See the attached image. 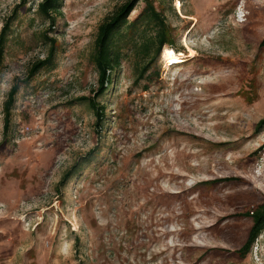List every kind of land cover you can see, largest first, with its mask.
Wrapping results in <instances>:
<instances>
[{"label":"rangeland","instance_id":"rangeland-1","mask_svg":"<svg viewBox=\"0 0 264 264\" xmlns=\"http://www.w3.org/2000/svg\"><path fill=\"white\" fill-rule=\"evenodd\" d=\"M40 1L0 0V264H264V230L238 254L264 202V0H156L186 56L138 79L128 50L100 126L81 97L99 87L98 27L127 0H61L54 26ZM46 36L55 56L23 82Z\"/></svg>","mask_w":264,"mask_h":264},{"label":"trees","instance_id":"trees-1","mask_svg":"<svg viewBox=\"0 0 264 264\" xmlns=\"http://www.w3.org/2000/svg\"><path fill=\"white\" fill-rule=\"evenodd\" d=\"M139 2L144 4L142 10L134 19L130 20L129 15L136 9ZM60 5L61 0H41L37 10L40 15L48 20L49 25L54 26L56 22L55 13L59 10ZM12 18L4 23L0 31V65L4 59L5 45ZM46 38L49 41L46 58L33 63L29 69L28 77L23 82H28L41 68L51 64L56 52V39L47 36ZM262 44H264V39ZM173 46L174 40L170 34V25L163 12L156 6V0H127L118 6L112 14L104 18L98 27L92 53V61L98 74V91L93 98L81 97L93 110L96 117V126L101 125V120L104 117V105L97 100V97L107 90L110 74L120 67L127 51L134 52L137 78L141 79L149 70L153 60L159 57L160 54L171 59L186 56L182 52L175 51V53L171 49ZM18 88V84L13 85L4 102L5 135L9 130L11 111ZM260 125L264 126V119L259 121L258 126ZM246 216L251 219L252 224L245 242L238 250L241 257L247 255L264 230V202L249 210Z\"/></svg>","mask_w":264,"mask_h":264}]
</instances>
